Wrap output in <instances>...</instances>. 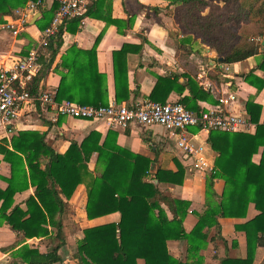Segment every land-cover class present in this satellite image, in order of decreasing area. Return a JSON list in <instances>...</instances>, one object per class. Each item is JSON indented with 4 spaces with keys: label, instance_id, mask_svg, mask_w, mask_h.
Masks as SVG:
<instances>
[{
    "label": "trees",
    "instance_id": "obj_1",
    "mask_svg": "<svg viewBox=\"0 0 264 264\" xmlns=\"http://www.w3.org/2000/svg\"><path fill=\"white\" fill-rule=\"evenodd\" d=\"M168 1L169 5L180 8V22L189 35L212 47L223 62H240L262 54L257 68L264 70V0H218L233 4L234 13L226 17L213 10L205 13L210 6L209 0ZM26 2L0 0V23ZM98 7L99 0L92 3L84 15L66 23L50 45L52 56L62 45L64 31L75 32L83 18L99 16L96 15ZM57 8L58 4L52 3L43 10L37 20L41 30L49 26ZM109 21L118 23V20ZM229 21H244L245 24L237 33L227 25ZM101 38L100 35L91 49L73 45L63 55L62 66L66 71H60L59 101L76 100L94 106L109 103L107 75L98 68L97 48ZM190 40L191 37L186 39ZM130 50V44H124L114 51L118 103L130 99L127 64ZM244 79L258 90L264 89V77L255 74V69L244 75ZM186 90L189 94L183 95ZM172 91L183 95L180 102L194 111L203 110L199 100L210 98V92L193 78L188 77L182 83L180 76L174 75L159 76L150 99L166 103ZM246 108L251 121L256 124L254 133L210 132L209 144L217 152L215 171L207 176L206 208L197 213L198 221L191 231L184 227L191 201L173 197L164 189V185L184 184L186 166L181 156L173 157L176 169L160 165L154 175L150 167L157 158L120 145L119 132L112 129L103 140L101 132L92 130L81 142L73 140L64 153L49 145L46 134L40 131H19L11 140L3 139L0 153L10 165L11 174L9 177L0 174V179L8 183L5 189L0 188V226H9L18 239L1 247L0 251L14 250L13 256L22 264L61 262L59 248L67 240L64 220L70 212L69 200L77 187L92 176L88 184V217L119 212L121 218L119 222L84 230V237L78 241L74 254L79 264H139V260L144 264H205L201 251L209 242L216 247L221 243L226 250L228 248V240L223 236V218L246 220L236 225V229L246 235V254L243 258H231L227 254L220 259V264H254L258 247L264 246V106L248 101ZM260 148V161L255 162L254 156ZM95 153L99 173L93 176L89 162ZM155 179L159 184H155ZM217 179L225 182L221 194L215 189ZM31 186L35 187V192L25 201L26 208L15 204L16 194ZM251 205L257 214L248 218ZM167 210L172 213V218ZM42 237L60 240V244L48 252L29 243L21 244L27 239ZM181 239L188 243L189 256L185 261L171 255L168 249L169 240ZM232 245L237 246V241L233 240Z\"/></svg>",
    "mask_w": 264,
    "mask_h": 264
},
{
    "label": "crops",
    "instance_id": "obj_2",
    "mask_svg": "<svg viewBox=\"0 0 264 264\" xmlns=\"http://www.w3.org/2000/svg\"><path fill=\"white\" fill-rule=\"evenodd\" d=\"M87 9L97 0H85ZM168 0H99V7L96 10L99 16H86L77 31L65 30L62 37V45L58 52L52 56L51 49L46 50L47 56L42 59L43 70L36 78H40L38 87L43 90H57L61 81L60 71L63 69V55L67 50L77 45L82 49L94 47L97 38L101 35L98 44V68L99 71L107 75V85L109 92V102L116 101V86L114 77V51L119 50L124 44H130L131 50L127 56L128 82L130 99L123 103H134L144 99H150V95L158 81L159 76L179 75L180 81L185 83L188 77L193 78L201 87L210 92V98L199 100L198 104L202 109L213 108L219 105L220 95L236 93L237 100L231 102L227 108L235 113H244L250 118L246 108L248 101H254L264 106V89L258 90L255 85L248 83L244 75L255 69V74L264 77V70L257 68L262 59V54L252 56L244 61L226 63L230 70L211 69L208 71L207 79L213 87L206 89L200 83L202 65L206 64L209 57L218 54L212 47L202 40L193 38L190 41L182 40L183 34H179L176 23L172 17ZM42 16V15H41ZM40 16V17H41ZM39 17V18H40ZM118 20L110 22L109 20ZM72 21V20H71ZM29 28V32L20 36H13L11 48L2 53L0 60L16 51L25 50L28 52L42 31L36 24ZM68 25V24H67ZM175 33V34H174ZM174 34V35H172ZM36 37L32 38L31 36ZM29 48V50H28ZM264 51V48H262ZM182 53V55H181ZM185 53V54H183ZM186 90L183 95H188ZM177 91H172L168 101H180L182 96ZM76 101V100H74ZM78 102V101H77ZM264 118V110L262 120ZM61 121V122H60ZM256 125V124H255ZM119 132L118 143L130 148L136 153H142L153 159L157 158L159 166L176 169L173 157L178 154L175 147V136L169 133L160 125L146 128L140 125H132L130 128H110L107 124L92 120L76 119L73 117H62L58 123L41 118L38 113L28 114L5 128L0 125V143L3 139L11 140V137L19 131L32 130L45 133L46 141L58 152L64 153L69 148L71 142L76 140L81 142L92 130L102 133V140L107 136L109 130ZM196 129H193V131ZM256 127L249 133H254ZM210 132H200V142L206 146V154L213 166L216 165L217 152L209 144ZM261 151L254 156V161L259 162ZM0 174L9 177L11 174L10 165L3 160L0 153ZM186 166V179L183 185H164L167 194L181 199L191 201L189 214L184 220V227L191 231L198 221L197 213H202L206 208V181L208 174L200 171H191L188 163ZM89 168L93 176L98 171L97 154L95 153L90 162ZM92 176L87 177L81 183L72 198L69 200L70 212L67 214L64 223L67 234L66 243L59 248L62 261L57 264H79L74 258L78 241L84 237V230L90 227L103 225L110 222H119L121 215L113 212L107 215L90 219L86 206L88 203V184ZM159 184V183H158ZM8 183L0 179V188L5 189ZM225 182L217 179L215 189L217 193L223 192ZM35 187L19 192L15 196V204H21L26 208L25 201L33 195ZM169 218L173 215L167 210ZM257 214L253 205L249 210L248 218ZM241 218L221 219L223 236L228 240V248L221 243L217 247L213 242L201 251L205 257V264H220V259L227 254L231 258H243L246 254V235L243 231H238L236 225L245 222ZM213 234V233H211ZM18 235L9 226H0V248L15 243ZM48 240L46 245L44 241ZM233 240L237 241V246H233ZM29 243L38 246L42 252H48L60 244V240H52L49 237L27 239L21 244ZM168 249L171 255L178 259L187 260L189 256L188 243L186 240H169ZM14 250L7 252L0 251V264H11L9 261ZM139 264H144L139 260ZM254 264H264V246H259L256 252Z\"/></svg>",
    "mask_w": 264,
    "mask_h": 264
},
{
    "label": "built area",
    "instance_id": "obj_3",
    "mask_svg": "<svg viewBox=\"0 0 264 264\" xmlns=\"http://www.w3.org/2000/svg\"><path fill=\"white\" fill-rule=\"evenodd\" d=\"M52 3L58 4L54 18L35 38L30 50L26 53L19 50L0 60L1 126L7 128L31 113H38L41 118L54 123H58L62 117H73L102 122L110 128L127 129L132 125L151 128L160 125L176 137V150L188 163L190 170L205 174L214 172L215 166L206 154L205 144L200 142L201 131L249 132L256 127L246 114L235 113L227 108L237 100L236 93L220 95L218 106L201 111L191 110L180 101L160 103L144 99L134 103H118L112 100L101 106L74 100L59 101L54 91L39 88L35 81L44 68L42 59L47 56L46 50H50L51 43L59 37L67 22L87 12L86 1L27 0L13 14L5 17L0 29L15 37L27 33L35 25L32 24L33 18ZM220 59L216 54L202 65L200 83L206 89L213 87L207 79L209 70H230L229 65Z\"/></svg>",
    "mask_w": 264,
    "mask_h": 264
},
{
    "label": "rangeland",
    "instance_id": "obj_4",
    "mask_svg": "<svg viewBox=\"0 0 264 264\" xmlns=\"http://www.w3.org/2000/svg\"><path fill=\"white\" fill-rule=\"evenodd\" d=\"M209 3H210V6L205 9V13H207L210 10H213L217 13L223 14L224 17L234 13L233 4L230 1L225 2V1H218V0H209ZM171 12H172L171 13L172 17L174 18V21L176 23V28L178 29L177 31H179V34H183L184 36H186V37L181 38V39L186 40V39H188V37H191L193 39L194 36L189 35L190 33H188L185 30V28L182 27L183 23L180 22V8L177 6H174L173 8H171ZM244 24H245L244 21L240 22V23L229 21L227 25L232 26L233 29L237 33H239ZM174 34H172V35H174ZM31 37L35 38L36 36L32 35ZM11 41H12V39H11L10 35L6 31L0 29V56L2 53H5L7 50H9L11 48ZM183 54H185V53H183ZM181 55H182V53H181ZM47 242H48V240L44 241L43 244L46 245ZM11 260H12L11 264H22L21 260L14 257V256H12V258L9 259V261H11Z\"/></svg>",
    "mask_w": 264,
    "mask_h": 264
},
{
    "label": "water",
    "instance_id": "obj_5",
    "mask_svg": "<svg viewBox=\"0 0 264 264\" xmlns=\"http://www.w3.org/2000/svg\"><path fill=\"white\" fill-rule=\"evenodd\" d=\"M41 14H42V13H38V14L33 18L32 24L36 23L37 18H38L39 16H41ZM262 45H263V48H264V40H263V42H262ZM220 60H221V61H224L223 58H221ZM150 171H151L152 173H154V175H156V173H157V171H158V166H157V163H156L155 161H153V162L151 163ZM154 182H155V184H158V183H159V180H158V179H155Z\"/></svg>",
    "mask_w": 264,
    "mask_h": 264
}]
</instances>
